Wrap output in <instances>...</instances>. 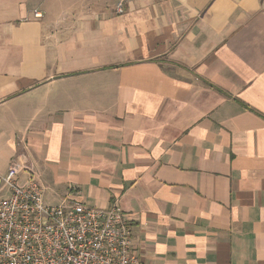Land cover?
I'll list each match as a JSON object with an SVG mask.
<instances>
[{"label":"crops","instance_id":"1","mask_svg":"<svg viewBox=\"0 0 264 264\" xmlns=\"http://www.w3.org/2000/svg\"><path fill=\"white\" fill-rule=\"evenodd\" d=\"M14 162L120 206L138 264H264V0H0Z\"/></svg>","mask_w":264,"mask_h":264},{"label":"built area","instance_id":"2","mask_svg":"<svg viewBox=\"0 0 264 264\" xmlns=\"http://www.w3.org/2000/svg\"><path fill=\"white\" fill-rule=\"evenodd\" d=\"M117 12H124L122 3ZM24 172L29 178L20 183ZM0 264H138V258L120 206H49L30 168L14 162L0 174Z\"/></svg>","mask_w":264,"mask_h":264},{"label":"rangeland","instance_id":"3","mask_svg":"<svg viewBox=\"0 0 264 264\" xmlns=\"http://www.w3.org/2000/svg\"><path fill=\"white\" fill-rule=\"evenodd\" d=\"M48 194H49V193H48ZM8 196H9V194H6V195H5V197H8ZM46 196H47V195H46ZM49 203H52V204H55V203H56V204H58V203L56 202V200H52V199L49 200Z\"/></svg>","mask_w":264,"mask_h":264}]
</instances>
